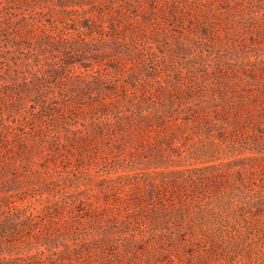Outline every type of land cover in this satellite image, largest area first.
I'll return each mask as SVG.
<instances>
[{
  "label": "rangeland",
  "instance_id": "obj_1",
  "mask_svg": "<svg viewBox=\"0 0 264 264\" xmlns=\"http://www.w3.org/2000/svg\"><path fill=\"white\" fill-rule=\"evenodd\" d=\"M10 6L0 1V227L9 217L36 239L59 224L82 257L110 264H264V128L220 139L184 127L168 146L158 131L139 142L126 118L252 97L264 0ZM18 21L39 22L18 36Z\"/></svg>",
  "mask_w": 264,
  "mask_h": 264
},
{
  "label": "trees",
  "instance_id": "obj_2",
  "mask_svg": "<svg viewBox=\"0 0 264 264\" xmlns=\"http://www.w3.org/2000/svg\"><path fill=\"white\" fill-rule=\"evenodd\" d=\"M0 1L11 5L10 7L20 5L21 3L29 5V0ZM38 22L30 24L18 21L16 34L21 36L20 34H24L25 32L24 30L30 31L34 24L36 25ZM5 28L9 29L10 26L1 24L0 29ZM87 37H81L78 40L79 44L77 47L66 49L67 53H70L66 57V61L72 60V62H77L73 61V52H78L79 49H83L88 45ZM114 42L117 47L130 48V45L119 36H114ZM54 43L58 44L60 42L54 41ZM152 104L154 105L146 108L139 107L137 116L126 117L128 118L127 120H137L135 121V129L137 130L139 142L143 140L144 133L149 134L158 131L157 135L162 137L161 142L169 146L182 133L184 127H195L203 130L202 124L205 125L207 129L205 131L208 135L214 136L212 132L216 131L218 133L217 138L220 139H224L229 135L236 136L243 133L249 126L258 129L264 128V85L262 84L258 85L257 91L252 94V97L240 99L237 102L222 100L203 102L198 105L180 102L178 105L180 109L178 110L173 109L174 104H171V106L165 105L162 102ZM154 127L162 128L163 133ZM167 131H171V133L169 134ZM161 134L165 135L161 136ZM56 219L59 220L60 218L56 217ZM13 222L12 218H5L4 225L0 227V264H82L81 258H84V264L88 262L90 264H110L109 255L105 252L99 254L97 251H89L82 257L79 242L75 241L73 244L67 243L66 241L69 240V236L67 234L64 235L65 232L59 224L51 230L41 232L39 234L40 237L34 239L28 235L26 236V229L24 227L21 229L20 226L17 227ZM42 238L44 241L41 243L40 240ZM37 244L45 245L46 249L37 253H31ZM98 258H103V263H100Z\"/></svg>",
  "mask_w": 264,
  "mask_h": 264
}]
</instances>
